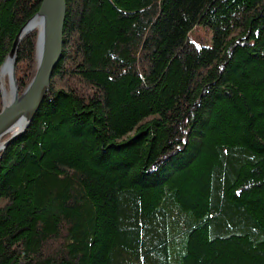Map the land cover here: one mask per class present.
Segmentation results:
<instances>
[{
    "label": "trees",
    "instance_id": "trees-1",
    "mask_svg": "<svg viewBox=\"0 0 264 264\" xmlns=\"http://www.w3.org/2000/svg\"><path fill=\"white\" fill-rule=\"evenodd\" d=\"M41 1L0 0V66ZM0 264H264V0H66L49 91L0 154Z\"/></svg>",
    "mask_w": 264,
    "mask_h": 264
},
{
    "label": "water",
    "instance_id": "water-1",
    "mask_svg": "<svg viewBox=\"0 0 264 264\" xmlns=\"http://www.w3.org/2000/svg\"><path fill=\"white\" fill-rule=\"evenodd\" d=\"M66 0H42L37 12L20 28L10 52L0 67L8 71L9 100L3 99L4 87L0 80L2 108L0 110V153L21 137L29 128L42 101L49 91L52 73L61 59ZM35 43V73L19 95L15 77L16 56L22 40L33 31Z\"/></svg>",
    "mask_w": 264,
    "mask_h": 264
},
{
    "label": "rangeland",
    "instance_id": "rangeland-1",
    "mask_svg": "<svg viewBox=\"0 0 264 264\" xmlns=\"http://www.w3.org/2000/svg\"><path fill=\"white\" fill-rule=\"evenodd\" d=\"M35 33H36V31H35ZM36 39H37V33H36ZM189 41L191 43L196 44L197 46L210 48V47H212V33H211V31L205 29L203 26L197 25L189 33ZM35 63H36V61H34V73H35ZM15 77H16V74H15ZM7 80L8 79H6L5 86H6V91L9 92V87H8V81ZM16 84H17V80H16Z\"/></svg>",
    "mask_w": 264,
    "mask_h": 264
},
{
    "label": "bare ground",
    "instance_id": "bare-ground-1",
    "mask_svg": "<svg viewBox=\"0 0 264 264\" xmlns=\"http://www.w3.org/2000/svg\"><path fill=\"white\" fill-rule=\"evenodd\" d=\"M33 32H35V30H34ZM0 67H1V66H0ZM6 79H8V71H7V68H4V69L1 71V73H0V80H1V82L3 83V87H4V92H3V94H2L3 99L8 101V100H9V98H8V97H9V92L6 91V86H5V84H6ZM2 96H1V94H0V97H1V108H2ZM34 117H35V116H34ZM33 119H34V118H33ZM32 121H33V120H32ZM25 132H26V131H25ZM23 135H24V134H23ZM23 135H22V136H23ZM6 138H7V137H5L4 139H2L1 142H0V144H3V142L6 140ZM19 138H20V137H19ZM14 141H15V140H14ZM14 141H13V142H14ZM13 142H11L10 144H12ZM10 144H9V145H10ZM9 145L6 147V149L9 147ZM6 149H5V150H6ZM5 150H4V151H5ZM4 151H3V152H4ZM3 152H1L0 154H2Z\"/></svg>",
    "mask_w": 264,
    "mask_h": 264
}]
</instances>
